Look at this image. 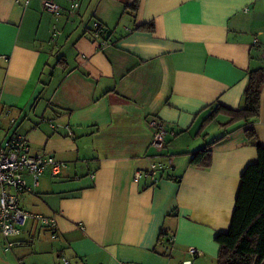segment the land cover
I'll return each instance as SVG.
<instances>
[{"label":"crops","instance_id":"1","mask_svg":"<svg viewBox=\"0 0 264 264\" xmlns=\"http://www.w3.org/2000/svg\"><path fill=\"white\" fill-rule=\"evenodd\" d=\"M44 1L0 0V135L15 118L32 154L65 165L36 185L25 173L18 198L55 226L26 218L11 247L0 234V264H216L257 160L244 130L264 147V84L259 116L211 146L209 168L188 153L223 133L220 115L196 135L209 107L239 108L248 72L264 69V0H50L59 16ZM151 118L166 130L160 151Z\"/></svg>","mask_w":264,"mask_h":264},{"label":"trees","instance_id":"2","mask_svg":"<svg viewBox=\"0 0 264 264\" xmlns=\"http://www.w3.org/2000/svg\"><path fill=\"white\" fill-rule=\"evenodd\" d=\"M137 3L138 1H135L126 8L134 11ZM153 27V23H149L137 28L153 31ZM59 62H62V58H59ZM263 84V68L249 71L242 105L239 108L231 109L219 102L209 107V112L196 132L197 136L220 115L227 117L228 121L220 124L223 129L220 136L199 150L188 153L191 156V165L209 168L212 164L211 146L233 130L247 126L259 116ZM164 131L166 134L165 129ZM244 133L256 149L257 160L249 164L240 176L229 229L215 237L219 247L216 264H264V147L258 142L252 128H246Z\"/></svg>","mask_w":264,"mask_h":264},{"label":"built area","instance_id":"3","mask_svg":"<svg viewBox=\"0 0 264 264\" xmlns=\"http://www.w3.org/2000/svg\"><path fill=\"white\" fill-rule=\"evenodd\" d=\"M45 11L54 16H59L61 8L50 0L43 2ZM78 8V3L73 1L70 6V12ZM55 29V27H53ZM95 37H101L103 28L98 22L92 24ZM55 35V33H54ZM263 62H264V46H263ZM5 115H9L5 113ZM10 118V117H9ZM10 128L5 136L0 135V234L7 240L8 247L13 245L11 238L21 233L26 218L39 220L43 225L53 228L55 222L52 218H46L40 215L30 214L19 205V195L29 190L25 173L33 179V184H37L38 177L42 174L45 167H50L53 176L60 173L64 168V164L56 161L51 156L40 154H32L30 151L29 141L24 135L15 132L17 125L15 118L9 119ZM149 126L152 129L150 146L157 150L165 147V131L162 123L156 118L149 120ZM0 132H1V112H0ZM168 165H172V161L168 158ZM155 168V167H152ZM154 169L149 172L136 171L134 179L138 180L143 175L148 176ZM55 237V234H52ZM172 241V238L170 239ZM189 254L192 256L200 253L195 248H189ZM64 264L70 261L66 257H62ZM186 264V263H184ZM187 264H190L188 262Z\"/></svg>","mask_w":264,"mask_h":264},{"label":"rangeland","instance_id":"4","mask_svg":"<svg viewBox=\"0 0 264 264\" xmlns=\"http://www.w3.org/2000/svg\"><path fill=\"white\" fill-rule=\"evenodd\" d=\"M220 119H221V118H220ZM217 133H218V132H217ZM215 134H216V133H215ZM210 138H211V137H210ZM167 151H168V149H166V152H167ZM169 151H170V150H169ZM43 232H44V231H41V234H43ZM48 235H49V234L47 233L46 237H48ZM49 237H50V236H49ZM57 263H59V264H63L61 261H60V262L57 261Z\"/></svg>","mask_w":264,"mask_h":264}]
</instances>
